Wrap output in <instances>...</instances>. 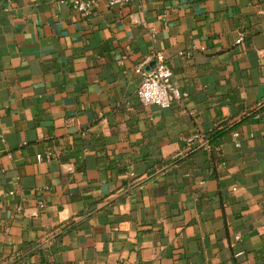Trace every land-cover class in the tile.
<instances>
[{
    "label": "crops",
    "instance_id": "0c3cea01",
    "mask_svg": "<svg viewBox=\"0 0 264 264\" xmlns=\"http://www.w3.org/2000/svg\"><path fill=\"white\" fill-rule=\"evenodd\" d=\"M74 1L0 0V264H264V0Z\"/></svg>",
    "mask_w": 264,
    "mask_h": 264
},
{
    "label": "built area",
    "instance_id": "2783aa9c",
    "mask_svg": "<svg viewBox=\"0 0 264 264\" xmlns=\"http://www.w3.org/2000/svg\"><path fill=\"white\" fill-rule=\"evenodd\" d=\"M132 0H106L109 6H128ZM96 0H75L73 8L83 14L90 16L94 13ZM240 37L237 42H242ZM154 60V65L149 70H145V63ZM147 62L139 65L136 72L143 75L142 82L138 89V95L144 105H157L160 108H170L174 101L182 100L188 97V93L182 89L180 81L175 77L172 68L168 65L166 57L161 52L152 53ZM234 136L238 139L239 132H235ZM206 143L208 142L205 140ZM240 142L236 141V146H240ZM53 154L47 152L45 155H38L41 161L44 158L50 159ZM12 193V192H11ZM239 239V236H237Z\"/></svg>",
    "mask_w": 264,
    "mask_h": 264
},
{
    "label": "trees",
    "instance_id": "16d2710c",
    "mask_svg": "<svg viewBox=\"0 0 264 264\" xmlns=\"http://www.w3.org/2000/svg\"><path fill=\"white\" fill-rule=\"evenodd\" d=\"M235 128V126L233 127H229V125L227 123H222L220 124L209 136H208V140L210 142V144H213L214 142H216L220 137H222L224 134H226L228 131H232Z\"/></svg>",
    "mask_w": 264,
    "mask_h": 264
}]
</instances>
